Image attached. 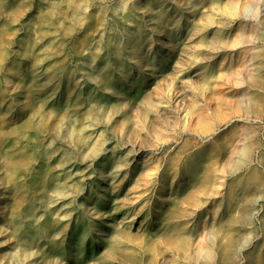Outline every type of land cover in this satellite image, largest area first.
I'll list each match as a JSON object with an SVG mask.
<instances>
[{"label":"rangeland","instance_id":"rangeland-1","mask_svg":"<svg viewBox=\"0 0 264 264\" xmlns=\"http://www.w3.org/2000/svg\"><path fill=\"white\" fill-rule=\"evenodd\" d=\"M0 264H264V0H0Z\"/></svg>","mask_w":264,"mask_h":264}]
</instances>
